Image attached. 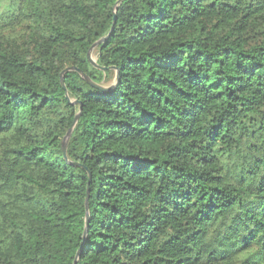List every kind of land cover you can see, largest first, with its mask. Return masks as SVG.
<instances>
[{"label": "trees", "instance_id": "1", "mask_svg": "<svg viewBox=\"0 0 264 264\" xmlns=\"http://www.w3.org/2000/svg\"><path fill=\"white\" fill-rule=\"evenodd\" d=\"M117 1L0 0V264H264V0Z\"/></svg>", "mask_w": 264, "mask_h": 264}, {"label": "water", "instance_id": "2", "mask_svg": "<svg viewBox=\"0 0 264 264\" xmlns=\"http://www.w3.org/2000/svg\"><path fill=\"white\" fill-rule=\"evenodd\" d=\"M123 1H125V0H118V1L116 2L115 7H114V25H115V23H116V11H117L118 7L122 4ZM113 29H114V26L112 27V29H111V31H110V34L112 33ZM110 34H109L107 37H105V38L99 40L97 43H95L94 46L90 49V51H89V53H88V60L90 61V63H91L93 66H95L96 68L101 69V70H103V71H105L106 68L98 66V64L96 63V62H97V59L94 58L93 53H94L95 48H96L99 44L105 42V41L108 39V37L110 36ZM67 71H76L77 73H79V74L82 76V78H83L88 84H90L91 86H93L94 88H96V89H98V90H101V91H109V90H110V88H107V87H104L103 85H100V84L95 83V82H94V81H93V80H92V79H91V78H90V77H89V76H88L83 70H81V69H78V68H75V67H71V68H68V69H67L66 71H64L63 73H65V72H67ZM117 71H118V70H117ZM63 73H62V75H63ZM62 80H63V79H62ZM63 87L65 88L64 83H63ZM67 97H68V96H67ZM73 103L76 104L77 102L75 101V102H73ZM78 118H79V115L76 116L72 128L68 131V133H67V135H66V137L64 138V141H63V146H62V147H63V157H64V160H65L66 162H68V163H70V162H69V159H68V156H67V146H68V141H69V139H70V137H71V134H72L73 128H74V126L76 125V123H77V121H78ZM70 164H72V165L75 166V167H81V168L86 169L84 166H82V165H80V164H78V163H70ZM88 174H89V183H90V181H91V173L88 172ZM89 192H90V190H89V187H88V189H87V194H88V195H89ZM88 208H89V207H88V202H87V203H86V210H87V214H86V227H85V231H84V238L86 237L87 232H88V223H89ZM83 244H84V242L81 243V247H80L79 250H78V253H77V256H76V260H75L74 264L77 263L78 256H79V253H80V251H81V248H82Z\"/></svg>", "mask_w": 264, "mask_h": 264}, {"label": "rangeland", "instance_id": "3", "mask_svg": "<svg viewBox=\"0 0 264 264\" xmlns=\"http://www.w3.org/2000/svg\"><path fill=\"white\" fill-rule=\"evenodd\" d=\"M93 56H94V58H97V56L95 55V53H93Z\"/></svg>", "mask_w": 264, "mask_h": 264}]
</instances>
